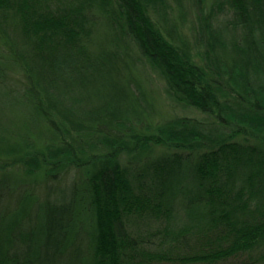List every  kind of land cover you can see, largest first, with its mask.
<instances>
[{"label":"trees","instance_id":"16d2710c","mask_svg":"<svg viewBox=\"0 0 264 264\" xmlns=\"http://www.w3.org/2000/svg\"><path fill=\"white\" fill-rule=\"evenodd\" d=\"M7 111L0 264H264V0H0Z\"/></svg>","mask_w":264,"mask_h":264},{"label":"rangeland","instance_id":"374dc122","mask_svg":"<svg viewBox=\"0 0 264 264\" xmlns=\"http://www.w3.org/2000/svg\"><path fill=\"white\" fill-rule=\"evenodd\" d=\"M155 89L158 93V108L161 112V114L165 115L166 117H172V116H188V117H196L200 118L203 116V114L195 109L192 108H182L177 105H174L164 94H163V85L158 80L155 85ZM26 118L21 116L18 112H0V137L6 136V132L13 131L21 122H23ZM64 182V188L65 184ZM67 187V186H66ZM63 188V189H64ZM62 190V189H61Z\"/></svg>","mask_w":264,"mask_h":264}]
</instances>
